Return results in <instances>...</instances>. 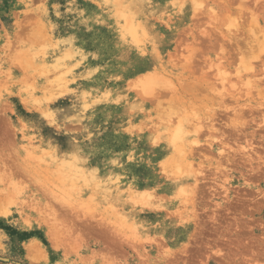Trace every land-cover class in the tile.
Here are the masks:
<instances>
[{"label": "rangeland", "instance_id": "obj_1", "mask_svg": "<svg viewBox=\"0 0 264 264\" xmlns=\"http://www.w3.org/2000/svg\"><path fill=\"white\" fill-rule=\"evenodd\" d=\"M0 210V264H264V0H0Z\"/></svg>", "mask_w": 264, "mask_h": 264}, {"label": "bare ground", "instance_id": "obj_2", "mask_svg": "<svg viewBox=\"0 0 264 264\" xmlns=\"http://www.w3.org/2000/svg\"><path fill=\"white\" fill-rule=\"evenodd\" d=\"M126 19H128V18H126ZM214 19H216V18L214 17ZM215 21H216V20H215ZM128 25H129V24H128ZM236 35H237V34H236ZM188 60L190 61V63L192 62L191 59H188ZM193 61H194V60H193ZM192 63H193V62H192ZM192 63H191V64H192ZM151 82H152L151 79L147 78V80H146V82H145V83H146V89H144V93H145V94L151 93V91H150V89H152V88L150 87V86H151V84H150ZM196 128H197V127H196ZM170 129H171V128H170ZM197 130H198V132H199V131L202 132V130H203V126H201V125L198 126V129H197ZM172 137H174V136H172ZM172 137H171V138H172ZM177 137H178V136H177ZM177 141H178V139H172V140H169V142H170V144H171V146H172V149H173V152H174V153H178V152L180 151V149H178V148L180 147V143H179V142L177 143ZM189 147H190V146H189ZM181 148H182V147H181ZM182 149H183V148H182ZM169 150H170V149H169ZM184 151H185V141H184ZM185 152H186V151H185ZM189 152L192 153V152H191V149L189 150ZM183 153H184V152H183ZM181 154H182V153H181ZM168 155H169V154H168ZM168 155H167V156H168ZM186 156H187V155H186ZM170 157H172V156L170 155ZM170 157H169V159H170ZM188 157H189V155H188ZM191 157H192V156H191ZM180 158H181V157H180ZM184 158H185V157H184ZM187 159H188V158H187ZM190 159H191V158H190ZM167 160H168V159H167ZM173 160H174V158H173ZM177 160H178V159H177ZM171 161H172V160H171ZM169 162H170V161H169ZM169 162H168V163H169ZM175 162H176V161H175ZM164 163H165V161H164ZM163 165H164V164H163ZM168 165L170 166V164H168ZM168 165H167V166H168ZM173 167H174V166H173ZM165 169H166V167H165ZM167 171H168V168H167ZM1 211H2V210H0V212H1ZM0 214H1V213H0ZM54 228H55V227H54ZM54 228H53V229H54ZM54 230H55V229H54ZM33 250H34V251H35V250L38 251V249H36V247H35V248H32V251H33ZM32 253H34V252H32ZM35 253H36V252H35Z\"/></svg>", "mask_w": 264, "mask_h": 264}]
</instances>
